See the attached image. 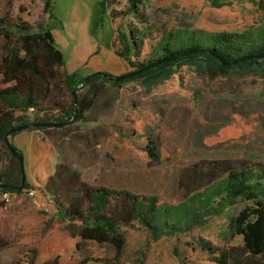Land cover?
<instances>
[{"label": "rangeland", "instance_id": "rangeland-1", "mask_svg": "<svg viewBox=\"0 0 264 264\" xmlns=\"http://www.w3.org/2000/svg\"><path fill=\"white\" fill-rule=\"evenodd\" d=\"M13 1L0 0V17H21L32 29L48 26L64 54L66 70L84 77H118L134 70L120 55V33L134 34L138 49L131 59L143 63L159 58L161 43L180 32L259 34L264 27V11L254 0H223L231 5L221 8L210 0H141L137 15L131 14L129 0L104 5L101 0H52L47 15L42 0L11 6ZM2 44L0 35V64ZM80 91V98L90 96L87 89ZM94 98L82 118L9 138L23 153L32 187L8 193V200L0 189V264L24 263L31 250L66 235L70 217L91 193L102 189L113 192L107 213L125 240L120 264H196L211 257L199 241L220 248L243 244L230 219L250 202L238 201L221 214L199 210L196 219L203 224L189 230L179 226L177 234L158 241L130 219L124 202L128 195L155 197L171 210L184 201L179 178L185 167L203 160L264 162V72L212 79L184 65L149 89L140 81L119 86L108 81ZM75 99L60 84L29 120L71 114ZM15 160L0 142V175L8 173ZM160 219L165 220L163 215ZM115 257L113 247L87 243L73 261L98 258L112 263Z\"/></svg>", "mask_w": 264, "mask_h": 264}, {"label": "trees", "instance_id": "trees-1", "mask_svg": "<svg viewBox=\"0 0 264 264\" xmlns=\"http://www.w3.org/2000/svg\"><path fill=\"white\" fill-rule=\"evenodd\" d=\"M16 1L20 0H14L11 6ZM42 1V12L47 15L52 8V0ZM108 1L101 0V5ZM210 1L217 8L231 5L230 2L223 0ZM141 2V0H129L131 14H139ZM253 2L264 11V0ZM12 20L7 16L0 17V35L3 38L0 64V142L9 150V155L14 160L16 157L11 154L10 147L14 148L19 155L23 156V153L15 147L11 140L10 144L6 142L5 137L10 130L39 122H58L66 125L69 123L67 120L82 118V114L92 106L100 87L108 81L115 86L140 81L144 87L149 89L161 81L170 79L174 69L184 65L192 66L198 73L212 79L231 73L245 77L264 72V59H251L225 67L217 58L208 53L210 51L219 54L226 61H232L251 53H264V27L259 34L253 31L242 34L180 32L177 38L170 35L161 43L159 58L143 63L134 62L131 59L138 49L134 34L120 33L119 43L123 48L120 55L134 69L132 71L147 67L164 58L184 52L188 54L177 60L149 68L133 79L116 82L113 79H105L104 74L101 73L86 82L88 76H80L77 72L70 73L66 70L64 54L57 47L48 26L43 25L32 29L27 27L29 24L25 23L21 17ZM180 45L183 48H179ZM60 84L72 92L76 91L74 96L78 105L76 106L75 102L72 104L71 114L66 113L57 119L38 117L35 120H29V116L35 108L37 109L39 103L48 98L53 88L55 89ZM81 85L90 94L86 99L80 98ZM45 128L48 127L35 129ZM17 133L11 134L9 138ZM151 156L158 157L154 153ZM0 183L21 184L18 159L15 160L14 165H10L8 173L4 172L0 175ZM31 187L32 185L26 182L23 190L31 189ZM179 187L184 192V201L171 210L165 206L161 207L155 197L140 199L134 195H128L124 207L128 209L130 219L138 222L148 231L154 241H158L163 235L177 234L179 226H183L184 230H189L193 224H203L204 221L198 222L196 219L199 210L203 211L206 208L208 214H221L238 201L250 202V205L230 219L233 233L242 237L241 246L220 248L202 241H199V245L211 255L210 260L216 264H264V162L245 158L199 161L182 169ZM2 190L11 194H20L23 191ZM112 195L113 192L109 193L104 189L91 193L86 204L73 217H70L66 235L53 238L50 243H42L40 247L29 252L24 263L19 261L16 264H86L89 261L120 264L118 258L124 250L125 240L120 235L118 222L107 213L109 198H112ZM215 202L217 206L213 205ZM161 215L165 220L160 219ZM87 243L113 247L116 253L114 262L109 263L98 258L73 261L81 256Z\"/></svg>", "mask_w": 264, "mask_h": 264}, {"label": "water", "instance_id": "water-1", "mask_svg": "<svg viewBox=\"0 0 264 264\" xmlns=\"http://www.w3.org/2000/svg\"><path fill=\"white\" fill-rule=\"evenodd\" d=\"M192 52H194V51H192ZM208 53H210L212 56L217 58L222 63V65H224L225 67H231V66H234L236 64H240V63H243L245 61H249L251 59H264V53H251V54L244 55V56H242V57H240L238 59L232 60V61H226L219 54L212 53L210 51H208ZM187 54H188V52H184V53H181V54L173 56V57L164 58V59H161V60H158V61L152 63L151 65H148L147 67L140 68L138 70L128 72L125 75L118 76V77H111L108 74H104V78L105 79H109V80L113 79L116 82H122V81H125V80H128V79H133L134 77H136L139 74L145 72L149 68L161 65V64H163L165 62L177 60L180 57H183V56H185ZM98 74H101V73H94V74L88 76L87 79H86V82H88L91 77L97 76ZM80 88H83V85H81ZM73 95H76V91L73 92ZM75 103H76V106H77V100L76 99H75ZM63 125H64L63 123H54V122H39V123H31V124L22 125V126H19V127H16L14 129L10 130L6 134V137H5L6 138V142L8 144H10L9 137H10L11 134H13L15 132H20V131L27 130V129H32V128H41V127H62ZM10 152H11V154L13 156H15L19 160L20 173H21V184H19V185H11V184H6V183H0V189L23 190L25 185H26V182H27V178H26V174H25V170H24L25 169L24 168V158H23L22 155H19L18 152L12 147H10Z\"/></svg>", "mask_w": 264, "mask_h": 264}, {"label": "crops", "instance_id": "crops-1", "mask_svg": "<svg viewBox=\"0 0 264 264\" xmlns=\"http://www.w3.org/2000/svg\"><path fill=\"white\" fill-rule=\"evenodd\" d=\"M30 137H31L32 140L35 139V137L32 134L30 135ZM86 264H104V263L95 262V261H89ZM196 264H216V263L213 262V261L208 260V258H207V259H203V260L198 261Z\"/></svg>", "mask_w": 264, "mask_h": 264}, {"label": "built area", "instance_id": "built-area-1", "mask_svg": "<svg viewBox=\"0 0 264 264\" xmlns=\"http://www.w3.org/2000/svg\"><path fill=\"white\" fill-rule=\"evenodd\" d=\"M29 194H30V195H33L34 192H33V191H30ZM3 196H4V199H5V200H8V198H9V194H8V193H5Z\"/></svg>", "mask_w": 264, "mask_h": 264}]
</instances>
